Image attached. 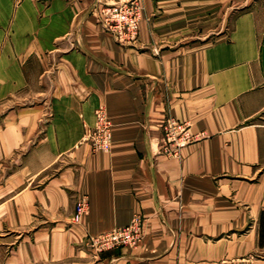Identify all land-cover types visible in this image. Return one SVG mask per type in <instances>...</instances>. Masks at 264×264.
Here are the masks:
<instances>
[{
	"label": "crops",
	"instance_id": "crops-1",
	"mask_svg": "<svg viewBox=\"0 0 264 264\" xmlns=\"http://www.w3.org/2000/svg\"><path fill=\"white\" fill-rule=\"evenodd\" d=\"M111 1L0 0V100L40 85L26 102L43 101L28 127L17 116L0 135L1 152L29 146L3 186L0 232L35 229L31 252L20 242L9 263L264 264V16L243 11L224 33L191 35L205 18L182 5L181 19L155 15L122 46L97 20ZM100 107L113 122L107 152L89 140ZM170 117L198 136L180 157L157 146ZM137 215V247H82Z\"/></svg>",
	"mask_w": 264,
	"mask_h": 264
},
{
	"label": "rangeland",
	"instance_id": "rangeland-1",
	"mask_svg": "<svg viewBox=\"0 0 264 264\" xmlns=\"http://www.w3.org/2000/svg\"><path fill=\"white\" fill-rule=\"evenodd\" d=\"M123 0H113L109 3H104L109 5L112 3L120 2ZM143 7L141 23L143 21H152L155 15H166L169 14L170 18L178 20L181 19V8L184 6L187 18L191 21H195L199 18H205V22H199L189 27L191 35H199L204 33H224L226 29L231 26L233 20L237 17L240 12L254 10L258 14L264 16V0H136ZM166 3L168 4V9L166 8ZM165 5V6H164ZM100 7V9L102 8ZM99 9V11H100ZM164 11V12H163ZM99 13V12H98ZM140 23V24H141ZM107 33V32H106ZM214 34V35H215ZM41 90L40 85H35L33 87H28L23 90V94H20V99L16 102L11 103L9 99L3 98L0 100V135L3 131H12L13 119L19 116L23 122L30 125L29 117L26 114L29 107H34L35 105L42 106L43 101H36L33 99L27 100L30 94H34ZM34 92V93H33ZM41 99V98H39ZM52 102H46L45 106ZM54 111L48 110L46 114H42L38 118L37 122L33 125L34 129L45 128V125L49 123V119L53 117ZM10 117V118H9ZM110 118V117H109ZM14 121V122H13ZM96 124V123H95ZM94 128V127H93ZM92 129L90 130V132ZM89 132V134H90ZM89 135V140L92 144V138ZM2 137V136H1ZM5 145V144H4ZM3 147V145L1 146ZM29 147V146H28ZM27 147V148H28ZM93 147V145H92ZM25 149H17L15 151H0V196L2 194L3 186L10 176H14L17 172L21 171L24 161V155L27 152ZM95 150V149H94ZM159 153L162 154L159 149ZM88 202V200H87ZM77 206V205H76ZM75 215V213H74ZM74 217V216H73ZM89 237V236H88ZM35 238V229L31 230H17L15 232L5 231L0 232V264H17L13 262L12 258L16 256L19 252V247L22 244L25 254L29 250L31 252V242ZM27 239L26 243L25 240ZM88 241V238H87ZM87 241L82 244L83 248L88 249L91 247ZM21 242V244H20ZM24 243L26 247L24 246ZM105 251V250H104ZM97 252V251H96ZM102 253V252H97ZM27 255V254H26ZM32 258V257H31ZM31 264H45V263H34ZM46 264H50L47 262Z\"/></svg>",
	"mask_w": 264,
	"mask_h": 264
},
{
	"label": "built area",
	"instance_id": "built-area-1",
	"mask_svg": "<svg viewBox=\"0 0 264 264\" xmlns=\"http://www.w3.org/2000/svg\"><path fill=\"white\" fill-rule=\"evenodd\" d=\"M143 7L136 0H123L102 7L97 20L102 29L111 34L122 46L135 45L140 37V23ZM96 124L90 132L92 145L96 151H110L113 143V122L104 107L95 113ZM162 136L157 146L167 157H180L187 144L198 140L188 122H180L175 118H166L162 124ZM75 221L79 222L87 212L88 202L80 200L76 204ZM145 217L137 215L130 224L116 227L101 235L89 236L87 243L97 252L123 247H137L143 240Z\"/></svg>",
	"mask_w": 264,
	"mask_h": 264
},
{
	"label": "trees",
	"instance_id": "trees-1",
	"mask_svg": "<svg viewBox=\"0 0 264 264\" xmlns=\"http://www.w3.org/2000/svg\"><path fill=\"white\" fill-rule=\"evenodd\" d=\"M262 217L264 218V215ZM260 242L264 243V228L260 229Z\"/></svg>",
	"mask_w": 264,
	"mask_h": 264
}]
</instances>
